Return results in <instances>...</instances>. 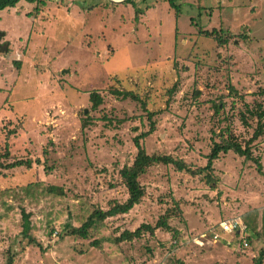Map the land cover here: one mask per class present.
Segmentation results:
<instances>
[{"label":"rangeland","instance_id":"rangeland-1","mask_svg":"<svg viewBox=\"0 0 264 264\" xmlns=\"http://www.w3.org/2000/svg\"><path fill=\"white\" fill-rule=\"evenodd\" d=\"M168 1L22 0L0 10L2 42L11 48L0 56V157L9 150L4 165L34 162L0 167V264L10 254L14 264H255L264 250V135L252 146L259 164L221 154L215 184L206 173L156 165L140 179L145 197L128 214L107 219L88 239L66 235V225L81 227L93 210L128 199L121 170L152 122L141 141L147 154L193 170L207 165L226 130L245 145L258 127L249 111L264 109V0H176L178 11ZM213 30L225 45L202 33ZM111 89L135 92L147 110ZM93 91L103 97L96 110ZM87 118L92 124L83 128ZM53 186L64 196L50 193ZM167 210L179 244L162 229L114 242L155 226ZM254 212L261 236L249 249L199 246L220 221Z\"/></svg>","mask_w":264,"mask_h":264},{"label":"trees","instance_id":"trees-1","mask_svg":"<svg viewBox=\"0 0 264 264\" xmlns=\"http://www.w3.org/2000/svg\"><path fill=\"white\" fill-rule=\"evenodd\" d=\"M22 0H0V10H5L7 8H15ZM32 2H37L38 0H27ZM133 0H126L125 2L131 4ZM171 8H174L178 11L179 7L176 4V0H169L168 1ZM206 38H215V40L220 45H225L228 41L226 37L222 35V32H217L213 30L211 32L205 31L202 32ZM5 37L4 32H0V56L1 55H8L11 52L10 43L8 41L2 42V39ZM14 64L20 66V61H14ZM112 95L127 100H133L139 102L145 107V102L142 98L133 91H126V90H117L111 89ZM90 101L92 103V108L94 110L98 109L103 104V97L97 91H93L90 93ZM217 109H219L217 107ZM253 116L258 117V127L254 133V136L243 145L238 138L229 130H226V136L223 137L219 142H214L212 150L210 154L207 156V165L199 170H193L189 168L183 161L177 160L170 155H149L147 154L145 148L141 144L142 139L146 138L150 134L154 132L155 123H151L150 130L146 133H143L137 136L134 140L136 148H137V155L135 160L133 161L131 166H126L121 170V177L124 181V185L128 192V199L124 203H115L113 204L109 210L103 211L101 209H95L92 213H90L86 219L83 221L81 227H73L70 225H66V235L79 237L83 239H88L90 235V231L93 230L96 226H99L101 223L105 222L109 218L117 217L119 215H126L128 214L135 206L139 205L143 198L145 197L146 191L144 186H142L140 179L147 174V172L156 165H173L176 169L180 171H187L192 175H204V179L209 184H215V178L213 177L214 172V163L216 160L219 159L221 154H227L229 152H234L235 154L239 155L240 157L245 158L246 160L255 161L256 164L259 162L253 157L252 146L253 143L264 135V109L261 105H258V110L256 112L249 111ZM149 120L154 117V113H149ZM244 123L247 124L245 117H243ZM92 124L90 118H87L83 122V128H87ZM10 156L9 150L6 151L0 157V167L6 169H12L17 167H26L32 168L33 161L31 159L28 160H17L13 163H9L4 165L2 159H8ZM36 163H40L39 160ZM260 170V169H259ZM264 174V173H263ZM50 193L55 194L57 196H64V191L61 187H48ZM173 210H167L165 215H163L160 220L157 222L155 226L142 224L138 229L135 231H125L122 235L114 240L115 243L120 242H131L133 240H138L142 238V236L146 233L150 235H154L155 231L158 229L166 230L168 232H173L172 239L176 240L179 244L180 239V232L174 229H171L169 225V220L171 218V214ZM23 232L22 234L27 237L29 236L31 230V223L29 221V215L23 212ZM258 218V213L254 212L252 214H248L245 217V224L248 230L247 239L251 244L252 241L261 236L260 233L257 232L258 224L256 222ZM262 221L264 223V211L262 213ZM263 233H264V225H263ZM30 244L34 243L35 240L31 237L29 240ZM236 243V241H234ZM93 246L98 247V241L93 242ZM174 247V246H173ZM15 256L10 254V258L8 259V264H14ZM264 262V250L259 253L255 264H263Z\"/></svg>","mask_w":264,"mask_h":264},{"label":"built area","instance_id":"built-area-1","mask_svg":"<svg viewBox=\"0 0 264 264\" xmlns=\"http://www.w3.org/2000/svg\"><path fill=\"white\" fill-rule=\"evenodd\" d=\"M114 2H123L124 0H112ZM248 230L245 222L241 217L225 219L220 221L216 226L210 228L206 233L200 236L197 240L199 246L205 245V241L210 244H221L227 247H232L237 243L240 250L250 248V243L247 239Z\"/></svg>","mask_w":264,"mask_h":264},{"label":"crops","instance_id":"crops-1","mask_svg":"<svg viewBox=\"0 0 264 264\" xmlns=\"http://www.w3.org/2000/svg\"><path fill=\"white\" fill-rule=\"evenodd\" d=\"M126 1V0H125ZM125 1H123L122 3H124Z\"/></svg>","mask_w":264,"mask_h":264}]
</instances>
